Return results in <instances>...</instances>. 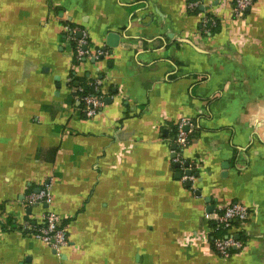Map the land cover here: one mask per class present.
<instances>
[{
	"label": "crops",
	"instance_id": "obj_1",
	"mask_svg": "<svg viewBox=\"0 0 264 264\" xmlns=\"http://www.w3.org/2000/svg\"><path fill=\"white\" fill-rule=\"evenodd\" d=\"M69 29L104 55L75 66ZM72 71L100 82L95 117ZM44 187L58 253L24 229ZM231 203L249 217L223 260L206 216ZM0 264H264V0H0Z\"/></svg>",
	"mask_w": 264,
	"mask_h": 264
},
{
	"label": "built area",
	"instance_id": "obj_2",
	"mask_svg": "<svg viewBox=\"0 0 264 264\" xmlns=\"http://www.w3.org/2000/svg\"><path fill=\"white\" fill-rule=\"evenodd\" d=\"M253 4V0H234L235 14L241 16L247 9ZM193 7V5H190ZM71 33V40L74 42V57L77 60L85 59H97L104 55L101 51H92L89 47L87 36L84 32L78 29H69ZM81 34L80 38L76 36ZM70 80H68L69 82ZM95 90L100 88V82L95 81ZM74 91L80 96L78 100L84 105L82 113L92 118L99 114L100 110L104 106V102L101 96L87 95L81 96L83 90L81 88L74 89ZM192 123L187 120H182L178 123L176 129V135L174 138V144L177 147L174 153L175 163L182 165L180 158V150L187 147L190 137L192 135ZM188 178H185V180ZM29 206H46L41 215V221L38 225L24 227L25 230L32 232L33 237L47 245L52 251L58 253L64 247L68 245V239L63 227L60 226L59 217L49 208L52 202L51 191L48 187H44L38 193H32L26 199ZM249 217L248 209L239 203H231L220 210L214 216V219L210 215L206 216L207 219L214 221L212 231L217 235L219 233H225V235L215 236L212 241V246L215 253L223 260L230 257L232 251L240 250L243 247V242L234 236L232 229L242 226L246 223Z\"/></svg>",
	"mask_w": 264,
	"mask_h": 264
},
{
	"label": "trees",
	"instance_id": "obj_3",
	"mask_svg": "<svg viewBox=\"0 0 264 264\" xmlns=\"http://www.w3.org/2000/svg\"><path fill=\"white\" fill-rule=\"evenodd\" d=\"M73 43V48H74V42ZM92 49V48H91ZM74 65H78L81 63V60L75 59ZM70 81L67 83V87L71 92V103L75 106V109L79 111V114L83 115L82 110L84 108V105L81 101L78 100V97L80 94L76 93L74 89H79L81 88L83 92L81 93V96H87V95H97L101 96L100 93V88L98 90H95V81H91L88 77L85 75L82 76H77L73 73V71L70 73ZM219 235H225V233H219L215 235L216 237Z\"/></svg>",
	"mask_w": 264,
	"mask_h": 264
},
{
	"label": "water",
	"instance_id": "obj_4",
	"mask_svg": "<svg viewBox=\"0 0 264 264\" xmlns=\"http://www.w3.org/2000/svg\"><path fill=\"white\" fill-rule=\"evenodd\" d=\"M248 10V9H247ZM246 10V11H247ZM77 38H80L81 37V34L79 33L77 36H76ZM116 40H117V36L116 35H113V34H110L109 35V37H108V43H107V46L108 47H115L116 46ZM103 52H105V49H103ZM92 62H95V60L94 59H92ZM173 149H175V147L173 146L172 147ZM171 158L172 159H175V155H172L171 156ZM188 165L187 164H185L184 165V167H187ZM175 167L177 168V169H179V168H181V165L179 164V163H176L175 164ZM191 171H186L185 173H184V176H186V177H190L191 176ZM176 177L178 178V179H181L182 178V173H177V175H176ZM186 186L187 187H190L191 186V184H190V182H187L186 183ZM39 192V191H38ZM37 192V193H38Z\"/></svg>",
	"mask_w": 264,
	"mask_h": 264
}]
</instances>
